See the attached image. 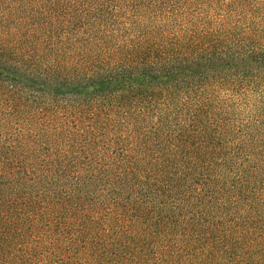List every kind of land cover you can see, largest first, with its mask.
I'll list each match as a JSON object with an SVG mask.
<instances>
[{
	"label": "trees",
	"instance_id": "1",
	"mask_svg": "<svg viewBox=\"0 0 264 264\" xmlns=\"http://www.w3.org/2000/svg\"><path fill=\"white\" fill-rule=\"evenodd\" d=\"M0 264H264V0H0Z\"/></svg>",
	"mask_w": 264,
	"mask_h": 264
}]
</instances>
